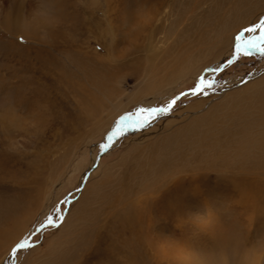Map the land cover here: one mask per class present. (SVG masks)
Instances as JSON below:
<instances>
[{"label":"rangeland","instance_id":"rangeland-1","mask_svg":"<svg viewBox=\"0 0 264 264\" xmlns=\"http://www.w3.org/2000/svg\"><path fill=\"white\" fill-rule=\"evenodd\" d=\"M32 2L52 6L35 17L50 22L47 42L8 27ZM7 10L0 264H264V147L237 149L264 114V0ZM177 97L159 117L141 111Z\"/></svg>","mask_w":264,"mask_h":264},{"label":"bare ground","instance_id":"bare-ground-1","mask_svg":"<svg viewBox=\"0 0 264 264\" xmlns=\"http://www.w3.org/2000/svg\"><path fill=\"white\" fill-rule=\"evenodd\" d=\"M10 2H12V0H0V14L1 13H5V12L8 11L7 8L9 6ZM15 7H17V6H15ZM12 8H14V7H12ZM24 9H25L26 12H24L23 16H20V12L16 11L17 8L13 9L12 11L9 10L10 12L8 11L9 15L7 17V20H8L7 22L9 23V25H8L9 29L10 28L11 29L15 28V30L16 29H22L26 36H28L30 34H33L41 42H47L48 39L50 38V33H49V27H50L49 23L50 22L48 20L47 21H42L41 20L42 22H38L39 20H36L35 17H36L37 14L50 13V11L52 9V6L49 3H46V2H43V3L38 4V5L36 3H34V2H32V3H25ZM262 36L264 37V30H263ZM249 45L248 44L245 45V43H243L241 46L243 47V49H247V47ZM252 46H254V45L252 44ZM208 72H210V71L209 70L205 71L202 77H205V75ZM262 108H264V106ZM244 124L245 125L242 128V132H241L242 133L241 138L237 142V144H238L237 145V149L240 150V154L242 152H244L245 150H247V149L248 150L251 149V147H253V146L254 147L259 146L260 148H263L264 147V130H263V128H264V114H263V117L258 119L257 121L250 122V121L247 120V122L244 123ZM252 127H256L257 131L253 132L251 130L252 132H250V129ZM214 128H215V126H214ZM115 131L116 130H113L111 133L114 134ZM250 156H252V155H250ZM253 157H254V155H253ZM259 157H261V156H259ZM255 160H258V159H255ZM152 245L154 246V243H152Z\"/></svg>","mask_w":264,"mask_h":264},{"label":"snow or ice","instance_id":"snow-or-ice-1","mask_svg":"<svg viewBox=\"0 0 264 264\" xmlns=\"http://www.w3.org/2000/svg\"><path fill=\"white\" fill-rule=\"evenodd\" d=\"M258 28H264V24L259 25ZM257 30H258L257 28L247 29V31H249V32L257 31ZM261 39L264 40V37H261ZM236 47H237V51H239V49H240L239 43H237ZM261 53L264 54V49H261ZM202 83H203V78H202ZM208 87H212L211 83L204 84L203 87H201L200 85H197L196 87L192 88L189 92L183 93L182 95L183 96H188V95L199 96V95L205 94L206 89ZM178 99H180V98L179 97L173 98L172 100H170V102L167 105L160 107V108L141 109V111L142 112H145V111L150 112V113L154 114L156 117H159L160 115L166 114L168 111H170L174 107V105L176 104ZM151 122H152L151 118H149L143 122L142 126H146L147 124H149ZM107 139L109 141H112L113 136H108ZM107 147H108V145H105V150H107ZM53 219L54 218H51V220L48 222L47 225H44L43 227H41V231H43L44 227H52L53 226V223H52ZM26 246L32 247V243L29 242L27 239H25L21 243L17 244L16 248L13 250V254L15 255V253L17 251L23 250Z\"/></svg>","mask_w":264,"mask_h":264},{"label":"water","instance_id":"water-1","mask_svg":"<svg viewBox=\"0 0 264 264\" xmlns=\"http://www.w3.org/2000/svg\"><path fill=\"white\" fill-rule=\"evenodd\" d=\"M218 71H220V70H218Z\"/></svg>","mask_w":264,"mask_h":264}]
</instances>
